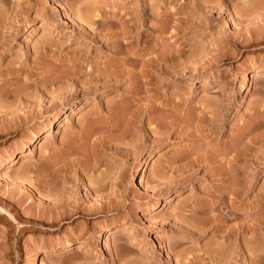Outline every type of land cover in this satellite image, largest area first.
I'll use <instances>...</instances> for the list:
<instances>
[{
	"label": "rangeland",
	"instance_id": "obj_1",
	"mask_svg": "<svg viewBox=\"0 0 264 264\" xmlns=\"http://www.w3.org/2000/svg\"><path fill=\"white\" fill-rule=\"evenodd\" d=\"M257 70L264 0H0V264H264Z\"/></svg>",
	"mask_w": 264,
	"mask_h": 264
},
{
	"label": "bare ground",
	"instance_id": "obj_2",
	"mask_svg": "<svg viewBox=\"0 0 264 264\" xmlns=\"http://www.w3.org/2000/svg\"><path fill=\"white\" fill-rule=\"evenodd\" d=\"M245 47V46H244ZM264 75V71H262V70H257V71H255L254 73H253V78H261L262 76ZM139 124H138V126H141L142 125V118H140L139 117V122H138ZM17 125V124H16ZM137 125V124H136ZM15 127V126H14ZM13 127V125H12V128H14ZM142 127V126H141ZM144 128V127H143ZM3 129H5V128H2L1 129V131L3 132ZM9 129V128H8ZM8 129H7V131H8ZM6 131V132H7ZM2 132H1V134H2ZM6 132H3V133H6ZM241 133V132H240ZM4 135V134H3ZM243 134H241V136H242ZM240 138H242V137H240ZM238 139V138H237ZM45 142V139H43V141H41L40 142V144L39 143H37V144H39V145H43V143ZM74 143V142H73ZM72 143V144H73ZM35 143H33V145H34ZM33 145H30L29 146V150H32V146ZM67 150V149H66ZM70 150V149H69ZM27 151V148L26 149H20V151L14 156V158L12 159V161L13 162H15V163H17V162H19L20 161V159H21V157L22 156H25V155H27L28 153L26 152ZM69 153V152H68ZM62 154V153H61ZM55 157L57 156L56 155V153L55 154H53ZM63 157V156H62ZM62 159V158H61ZM65 159V158H64ZM8 160V159H7ZM63 160V159H62ZM10 162V161H9ZM52 162V161H51ZM56 162V161H55ZM64 164V163H63ZM1 173H2V176L3 177H5V178H10V175L8 174V172L4 169V167L2 166V169H1ZM52 182V181H51ZM49 183V182H48ZM48 185H50L48 188H49V190H47V192H45V194L42 196V198L40 199L41 200V204H42V206L45 204V201H51L52 199L51 198H53L52 196V194L53 193H55V192H53L54 191V187L52 188V185L51 184H48ZM47 186V185H46ZM96 186V185H95ZM95 186H92L94 189H92V191L93 190H97V188L95 187ZM91 187V188H92ZM49 201V202H50ZM101 201V200H100ZM100 201L98 202V203H95L94 205V207L92 206V208H85V207H80L81 205H79V204H76L75 203V205H72V206H70L69 207V202H63V201H53L52 203H51V205H49V204H47V205H49V208L47 209V207L45 208V209H47V211H49V212H51L49 215L47 214V222H46V224H48L49 226H53V225H55V224H59V223H61L62 221H65L66 219H68V218H71V217H73V218H75L76 216H78V214L80 213V212H82L83 214H84V212H85V210H86V213H89V215L91 214V215H96V214H98V213H100V211H101V207H102V201H101V203H100ZM44 207L45 206H43L42 208H43V210H45L44 209ZM41 208V209H42ZM40 209V210H41ZM1 210H5V211H7V212H9L8 211V209H5V208H3V207H1ZM42 210V211H43ZM47 211H45V212H47ZM45 212H42V213H45ZM102 212V211H101ZM196 213V212H195ZM39 215H40V213H39ZM41 217V216H40ZM44 219H45V216H44ZM46 220V219H45ZM74 220V219H73ZM12 223V222H11ZM42 223H44V222H42ZM21 230H22V228H21ZM72 248H74L73 246H72V244H70V243H67L66 245H64L62 248H61V252L62 253H64V252H67V251H69V250H71ZM78 248H80V245H78V247H77V249L76 250H78Z\"/></svg>",
	"mask_w": 264,
	"mask_h": 264
}]
</instances>
